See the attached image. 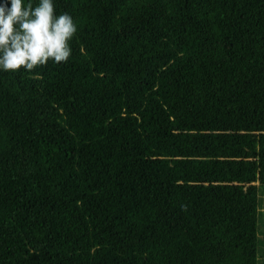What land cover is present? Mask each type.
<instances>
[{
  "label": "trees",
  "instance_id": "obj_1",
  "mask_svg": "<svg viewBox=\"0 0 264 264\" xmlns=\"http://www.w3.org/2000/svg\"><path fill=\"white\" fill-rule=\"evenodd\" d=\"M54 7L68 61L0 72V264H264V0Z\"/></svg>",
  "mask_w": 264,
  "mask_h": 264
},
{
  "label": "clouds",
  "instance_id": "obj_2",
  "mask_svg": "<svg viewBox=\"0 0 264 264\" xmlns=\"http://www.w3.org/2000/svg\"><path fill=\"white\" fill-rule=\"evenodd\" d=\"M76 31L69 14H55L54 0H0V72L67 62Z\"/></svg>",
  "mask_w": 264,
  "mask_h": 264
},
{
  "label": "rangeland",
  "instance_id": "obj_3",
  "mask_svg": "<svg viewBox=\"0 0 264 264\" xmlns=\"http://www.w3.org/2000/svg\"><path fill=\"white\" fill-rule=\"evenodd\" d=\"M262 244H264V242L261 243V241H260V244H259V253L262 251L261 248H264V246Z\"/></svg>",
  "mask_w": 264,
  "mask_h": 264
}]
</instances>
